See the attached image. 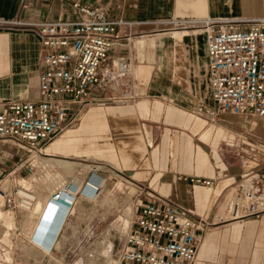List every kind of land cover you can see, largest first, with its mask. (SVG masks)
<instances>
[{
    "label": "crops",
    "instance_id": "crops-1",
    "mask_svg": "<svg viewBox=\"0 0 264 264\" xmlns=\"http://www.w3.org/2000/svg\"><path fill=\"white\" fill-rule=\"evenodd\" d=\"M75 1L0 0V102L41 94L40 38L22 22L75 17ZM79 1L107 4L115 17L136 21L117 27V42L106 59L107 83L92 85L89 103H69L62 129L45 143L47 151L56 155L54 160L69 155L116 166L152 194L212 219L245 175L264 168V122L251 118L264 116L217 111L205 32L167 19L260 15L264 0ZM120 58L128 62V71L115 67ZM21 154L0 140V173ZM196 177L212 182L191 180ZM248 224L253 220L231 223L222 236L218 230L204 239L195 264H245L248 256L251 264L260 262L264 214L252 246L247 238L241 240L243 232L251 238L255 234L256 227ZM45 226L42 233L51 229L52 219Z\"/></svg>",
    "mask_w": 264,
    "mask_h": 264
},
{
    "label": "built area",
    "instance_id": "built-area-1",
    "mask_svg": "<svg viewBox=\"0 0 264 264\" xmlns=\"http://www.w3.org/2000/svg\"><path fill=\"white\" fill-rule=\"evenodd\" d=\"M73 5L75 17L22 22L34 28L40 38L37 78L41 94L36 99L0 102V140L9 141L22 152L0 174V207L14 217L27 213L23 226L15 223L10 230L34 242L25 234L26 225L38 222L52 207L51 219L60 222L55 237L48 248L36 244L49 254L80 199L93 203L104 192L111 195L121 187L125 207L118 215L120 220L112 224V234H105L99 264H194L205 218L152 194L111 164L77 162L73 173L62 176L59 166L46 159L56 156L47 152L45 143L62 129L69 103H89L92 85L104 87L107 83L110 68L106 59L117 42V27L136 21L115 17L107 4L76 0ZM167 20L204 30L211 99L217 111L264 116V13L233 19L209 15ZM116 61L119 72L128 71L126 60ZM191 180L207 185L212 182L199 177ZM223 200L215 216L224 221L228 215L238 216L229 220L258 216L264 211V168L245 175ZM6 248L11 246L0 238V250Z\"/></svg>",
    "mask_w": 264,
    "mask_h": 264
},
{
    "label": "rangeland",
    "instance_id": "rangeland-1",
    "mask_svg": "<svg viewBox=\"0 0 264 264\" xmlns=\"http://www.w3.org/2000/svg\"><path fill=\"white\" fill-rule=\"evenodd\" d=\"M244 117H246V119H250V117L248 116L244 115ZM251 118L264 122V117ZM1 142L10 143L9 141L3 140H1ZM57 157V160H54L52 159L54 157L51 156V160L49 161L50 163H55L59 166V171L62 176L73 173L77 168V162L87 163L95 161L93 158L79 159L75 157L72 158L69 155H66L65 157ZM18 159H16L15 161H17ZM104 195L99 197L96 202L93 203L89 202L85 198H82L75 204V209L68 216L67 222L60 233L61 235L59 236V242L56 245L55 250L49 254H45L33 242L24 240L22 237L16 235L13 229L9 230L11 233L9 235L10 239H8L10 241L7 240L9 242L8 243L4 239V236H2L6 227L2 224L3 222L1 219L0 238L4 244L11 246V249L6 248V250H3L5 251L4 254L3 251L0 250V264H99V261L101 260V257L103 255L101 246L103 243V239L106 238L105 234L107 231L112 234V224L120 220L118 215L125 207V194L121 192V187L118 190L116 188L111 195H108L107 192H104ZM102 198L105 199L102 200ZM37 210L38 209L36 208V211ZM52 212L53 209L51 207V209L45 211L43 216L40 218L37 236H40V234L47 228L45 225L50 223ZM26 214V212H22L21 215H17V217L10 216L9 214H7L6 210L0 207V218H3L5 223H8L9 225L11 224L10 218H12L19 228L23 226L24 222L22 221V219H24ZM263 214L264 211L261 212L258 216H245L240 219H226V221L220 219L219 216H214L212 217V219H205L207 223L199 241V248L204 239H207L208 237V239H211V236L213 234L219 233L217 232L218 230L220 231V234L222 236L226 227H230L231 223H240L242 220L246 219L253 220L254 224H252V226L254 225V227H256L255 234L251 238L249 237L250 233L247 234V232H243L241 240H245L247 238L249 242L252 243L251 246L255 245L254 238L257 236V233L260 229V218ZM36 223L28 222L25 227V231H27L29 227L34 226V224ZM248 225V228L252 227L250 226V224ZM236 228L238 227H235V229ZM244 245L249 244L245 243ZM250 259L251 258L248 256L245 264H251ZM204 262V264L211 263V261L207 260H204ZM263 263L264 257L260 262L256 264Z\"/></svg>",
    "mask_w": 264,
    "mask_h": 264
},
{
    "label": "bare ground",
    "instance_id": "bare-ground-1",
    "mask_svg": "<svg viewBox=\"0 0 264 264\" xmlns=\"http://www.w3.org/2000/svg\"><path fill=\"white\" fill-rule=\"evenodd\" d=\"M202 31H204L203 29H202ZM209 73H210V71H209ZM210 88H211V86H210ZM46 150H48V147L46 148ZM47 152H49V151H47ZM50 157L51 156H49V157H47L46 159H48V161L49 160H51L50 159ZM49 209H51V208H48L47 210H49ZM46 210V211H47ZM43 216V215H42ZM41 216V217H42ZM40 217V218H41ZM2 219V222H3V224L5 225V227H6V229H5V231H4V233H3V235L2 236H4V239L7 241L8 239H10V228L11 227H14V225H15V222H14V220L12 219V218H10L11 219V224L9 225V224H6L5 223V221L3 220V218H0V220ZM38 223H39V221L36 223V224H34V226H31V227H29L28 228V230L27 231H25V234L27 233L32 239H33V243L34 244H42L45 248H48L49 247V245L51 244V242H52V240L54 239L53 237H55V233H54V230L53 229H55V231H56V229L58 228V225H59V221H54L53 222V220H52V226H51V229L50 230H46L44 233H42L40 236H37V233H38V230H39V228H38ZM30 226V225H29ZM54 234H53V233ZM8 241H10V240H8ZM7 241V242H8ZM9 243V242H8ZM201 247V246H200ZM199 250H200V248H199ZM199 250H198V254H197V259H198V255H199ZM196 259V261L195 262H197L198 260ZM195 264V263H194Z\"/></svg>",
    "mask_w": 264,
    "mask_h": 264
}]
</instances>
